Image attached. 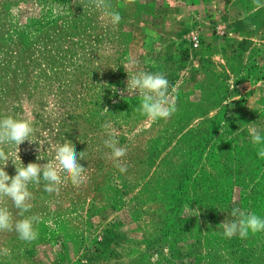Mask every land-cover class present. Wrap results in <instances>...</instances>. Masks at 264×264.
<instances>
[{
  "label": "rangeland",
  "instance_id": "1",
  "mask_svg": "<svg viewBox=\"0 0 264 264\" xmlns=\"http://www.w3.org/2000/svg\"><path fill=\"white\" fill-rule=\"evenodd\" d=\"M108 2L118 25L93 0H0V119L34 128L32 142L0 145L5 171L54 161L69 142L87 177L51 194L30 183L25 216L41 218L38 239L0 231V264H264V231L229 239L220 226L237 207L264 218V158L249 135L264 136V8ZM140 70L169 80V119L151 121L139 96L120 95ZM109 132L127 150L125 173L109 158ZM0 207L23 218L9 198Z\"/></svg>",
  "mask_w": 264,
  "mask_h": 264
},
{
  "label": "clouds",
  "instance_id": "2",
  "mask_svg": "<svg viewBox=\"0 0 264 264\" xmlns=\"http://www.w3.org/2000/svg\"><path fill=\"white\" fill-rule=\"evenodd\" d=\"M93 3L98 9L104 10V15L113 26L119 24L122 17L119 12L109 10L108 0H93ZM253 3L257 10L264 8L261 0H253ZM150 35L156 34L150 33ZM126 60L130 68H135L139 64V61L131 55ZM124 92L129 96L135 95L141 98L137 111L151 121L169 119L176 111L175 102L170 96V82L163 73L140 70L131 77L128 76L127 87L120 92V95L123 96ZM103 110L108 112L107 108ZM104 127L110 128V125L106 124ZM33 133L34 128L28 120L12 117L0 119V145L19 146L25 141L32 142L29 137ZM249 135L253 144L258 146L257 155L264 158V136L255 127L249 129ZM104 145L111 150L109 158L115 162V167L121 173H125L127 168L121 161L127 154L126 148L119 146V141L112 132H109V138L104 140ZM82 153H77L72 143L65 142L57 146L54 161L43 164L29 162L27 166L22 164L20 167L14 163L16 174L10 176L5 171L9 156L3 148H0V161L5 162L0 166V199L9 198L19 210V215L23 217L14 221L9 209L0 207V231H15L19 238L26 242L38 239L39 233L35 225L40 223L41 218L37 215L25 216V213L33 207L30 203L33 196L28 185L30 183L39 185L43 181L44 190L50 194L58 193L59 187L68 182L73 186H80L87 179L86 168L79 163V160H83ZM43 159L44 157L40 155L36 157L37 161ZM231 216L234 218L232 221H223L220 224L226 238L231 239L238 235L241 239H245L250 233L264 231V218L254 212L237 207L231 210ZM4 254H8L7 249L4 250Z\"/></svg>",
  "mask_w": 264,
  "mask_h": 264
},
{
  "label": "crops",
  "instance_id": "3",
  "mask_svg": "<svg viewBox=\"0 0 264 264\" xmlns=\"http://www.w3.org/2000/svg\"><path fill=\"white\" fill-rule=\"evenodd\" d=\"M192 9H194V10L197 9V5L194 6ZM196 19L198 21V18H196ZM244 35L245 34H243V33H239V34H233L231 36L226 37L225 45H226V49L228 50V52H230V49L233 47V45L237 44L240 41V39H242V37ZM207 46L209 48V45L208 44H207Z\"/></svg>",
  "mask_w": 264,
  "mask_h": 264
},
{
  "label": "built area",
  "instance_id": "4",
  "mask_svg": "<svg viewBox=\"0 0 264 264\" xmlns=\"http://www.w3.org/2000/svg\"><path fill=\"white\" fill-rule=\"evenodd\" d=\"M198 45H199V43L197 41L194 42V44H193L194 47H197Z\"/></svg>",
  "mask_w": 264,
  "mask_h": 264
}]
</instances>
